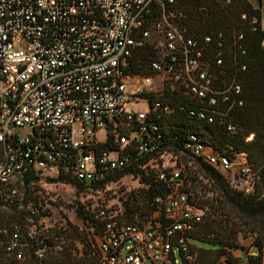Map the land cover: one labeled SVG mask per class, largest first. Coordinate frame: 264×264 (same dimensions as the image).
Masks as SVG:
<instances>
[{"label":"built area","instance_id":"obj_1","mask_svg":"<svg viewBox=\"0 0 264 264\" xmlns=\"http://www.w3.org/2000/svg\"><path fill=\"white\" fill-rule=\"evenodd\" d=\"M233 3L0 0V208L24 209L28 190L36 187L43 172L58 171L91 191H104L103 186L116 185L112 175L159 154L161 136L143 137L146 120L151 110L170 113L172 108L159 99L152 108L141 96L145 89L158 95L184 92L195 104L191 115L209 123L217 119L235 133L237 126L228 117L244 105L243 86L231 75L229 63L237 51L244 53V32L238 26L228 32H203L191 24L197 9ZM245 21L253 26L259 19L241 13L240 23ZM142 48L156 52L149 63L154 75L129 72ZM141 101L148 102V110L129 109ZM108 125L123 147L138 139L134 155L98 148L97 132L108 133ZM137 125L129 136L122 134ZM253 138L251 134L246 141ZM189 141L186 152L229 174L245 193L254 191L257 177L246 153L231 159L214 155L194 135ZM32 172L38 181L24 182ZM157 179L171 194L149 200L128 216L121 204L93 207L91 223L100 228L94 237L101 264H180L179 256L183 264H197L193 237L201 232L204 218L183 191V169L167 166ZM29 211L23 223L0 225L4 252L26 263L64 251V239L50 231L52 224L37 219L35 208ZM58 226L64 229L66 222ZM260 252L264 259V243Z\"/></svg>","mask_w":264,"mask_h":264},{"label":"trees","instance_id":"obj_2","mask_svg":"<svg viewBox=\"0 0 264 264\" xmlns=\"http://www.w3.org/2000/svg\"><path fill=\"white\" fill-rule=\"evenodd\" d=\"M184 1H216V0H184ZM233 5L222 7L214 4H207L204 7L206 11H194V20L191 22L192 27L196 30L209 32L212 29L231 31L233 27L238 26L244 32V38L241 41L243 51H237L234 54L233 63H229L231 75L236 74L243 86L242 99L244 105L234 108L231 111L228 121L233 122L237 126L235 133H230L227 125H221L216 119L213 123H209L206 119L199 116L191 115L190 109L193 108L194 101L184 92H169L165 90L162 95L155 93H142V97L146 98L153 108L156 100H161L163 106H170L172 112L166 113L163 109L154 112L151 110L146 120L148 128L147 133L143 134L146 138L149 135L161 136L159 142L160 153L164 155L176 156L177 160L174 164L183 169L186 177L183 191L188 195L189 203L203 214L204 223L201 232L193 238V250L197 255V264H219L223 259L229 264H239V259L234 257L230 250L243 249L246 250L247 262L244 264H264L262 255L250 256V248L245 249L235 243L234 239L224 234L219 235L216 231V221L214 219L206 221L205 212L192 198L191 177L188 172V163L186 160L196 161L215 181L219 184L225 199L229 204L233 205L241 211V213L249 217H259L263 215L262 228L259 236L253 244L260 247L264 243V28L262 26V16L260 8H256L250 0H232ZM241 13L255 15L259 22L251 26L249 21L240 23ZM256 28V30H253ZM156 58V52L142 48L138 52V57L131 65L129 72L133 75H154L149 69V63ZM113 125H108L107 137L102 143H98L99 149H107L119 155H134L135 148L138 145V139L135 138L129 145L123 147L117 142L115 136L111 133ZM137 127L124 131L122 134L129 136L133 130L137 131ZM126 132V133H125ZM253 134L254 138L251 142H247L246 138ZM194 135L197 139L208 147V149L217 156H228L234 159L238 153H246L249 164L253 167L257 177L253 183L254 191L250 194L245 193L239 186L238 182L232 179L229 174L222 172L216 166L204 161L201 157H194L191 153L186 152L185 146L189 141V137ZM142 136V135H141ZM148 155L140 161L134 162L126 171L112 175L111 180L116 187L109 185L102 188L107 189L111 193L117 186L125 187V200L116 203L121 204L130 215L135 209H141L147 205V202L157 196L167 197L171 194L172 189L164 182L157 179L158 172L164 168H155L152 166L154 161L161 157V154ZM173 165V164H172ZM170 166V165H169ZM138 180L135 188H128L130 183H126L125 179ZM39 179L36 173L26 174L22 180L26 183L32 181L37 182ZM59 180L65 184L72 185L79 190L96 192L100 194L96 199V204H106L107 195L102 193L103 190L96 189L91 191L84 182L76 181L70 176L59 174ZM109 187H112L108 189ZM36 188V187H35ZM34 188V189H35ZM28 190L26 205L24 209H9L11 213V222H2L0 225H10L14 222L23 223L28 216L31 215L30 208H35L37 219L45 218L52 228L50 231L64 239L65 248L62 252H48L45 258L41 260H31L26 263L16 261L13 257L8 256L2 246H0V264H101L97 252V242L94 235L99 236L100 228L92 226V209L87 208L85 212L83 206L77 211V217L81 219L82 225L77 227L70 223L68 219L61 215L59 219L48 217L47 211H43V206L36 202ZM110 191V192H109ZM85 204V203H84ZM6 210V209H5ZM66 222L65 228L58 225ZM93 227L94 232L90 230ZM213 234L214 238H208ZM198 252V254H197Z\"/></svg>","mask_w":264,"mask_h":264},{"label":"rangeland","instance_id":"obj_3","mask_svg":"<svg viewBox=\"0 0 264 264\" xmlns=\"http://www.w3.org/2000/svg\"><path fill=\"white\" fill-rule=\"evenodd\" d=\"M256 7L260 8L262 23L264 28V0H250ZM147 90H144V93ZM148 102L141 101L140 103H131L129 109L133 110H148ZM107 137L106 129H101L97 132L98 142H103ZM176 156L163 155L157 161L152 163L155 168H165L176 162ZM188 163V172L191 177L192 198L203 208L206 216V221L214 219L216 221V231L219 235H225L234 239L235 243L245 249L253 246L255 239L259 236V231L263 224V215L259 217H249L225 199L219 184L196 162L186 160ZM237 168H235V171ZM39 181L34 190H31V195L36 199V202L41 204L43 211H47L48 217L59 219L64 215L70 223L77 227L82 225L81 219L77 217V211L81 206L86 212L87 208L92 209L96 205V199L100 194L79 190L76 187L65 184L59 180V172L46 171L41 174ZM126 183H130L128 188L137 186V181H132L129 177L125 178ZM116 187V186H112ZM109 187L108 189L112 188ZM111 193L104 190L107 195L106 204H116L125 200V187L117 186ZM110 192V191H109ZM85 203V204H84ZM0 218L2 222H11L12 217L9 210L0 208ZM234 257L239 259V264L247 262L246 250L234 249L230 250ZM198 254V252H197ZM180 264H183L179 256ZM219 264H229L226 259H223Z\"/></svg>","mask_w":264,"mask_h":264},{"label":"water","instance_id":"obj_4","mask_svg":"<svg viewBox=\"0 0 264 264\" xmlns=\"http://www.w3.org/2000/svg\"><path fill=\"white\" fill-rule=\"evenodd\" d=\"M261 252H260V246L258 244H253V246L251 247L250 251H249V255L250 256H260Z\"/></svg>","mask_w":264,"mask_h":264},{"label":"crops","instance_id":"obj_5","mask_svg":"<svg viewBox=\"0 0 264 264\" xmlns=\"http://www.w3.org/2000/svg\"><path fill=\"white\" fill-rule=\"evenodd\" d=\"M262 26H263V23H262Z\"/></svg>","mask_w":264,"mask_h":264}]
</instances>
